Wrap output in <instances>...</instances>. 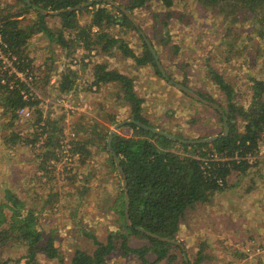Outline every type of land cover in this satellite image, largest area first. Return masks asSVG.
Returning a JSON list of instances; mask_svg holds the SVG:
<instances>
[{"label":"trees","instance_id":"trees-1","mask_svg":"<svg viewBox=\"0 0 264 264\" xmlns=\"http://www.w3.org/2000/svg\"><path fill=\"white\" fill-rule=\"evenodd\" d=\"M85 1L87 0H31L32 3L47 11L74 7ZM185 1L120 0V3L132 14L136 9H145L153 4H159L163 9L162 19L165 22L172 16V7L175 5L178 7ZM190 1L217 12L219 20L224 21V34L220 39V43L225 46L223 52H229L237 45H244L242 49L244 53L254 54L256 59L260 60V77L250 78L247 84L248 98L246 101L239 102L237 97L240 90L236 89V85L231 80L226 79L222 71L213 66L212 61L209 60L208 51H205L206 48L202 46L201 51L205 56L200 66L203 77L213 87L214 94H212L204 87L193 84L190 72L186 69L187 65H180L176 61L169 65L168 59H164L161 55L162 45L151 38L150 41L169 78H174L203 98L219 104L226 116L229 130L225 136H220L208 143L190 144L178 139L193 140L212 133L195 137L185 134L179 124H175L174 130H165L152 123L142 112L144 100L135 92L133 79L116 69H110L100 61L93 62L91 80L84 89L91 90L94 86L95 92H99L102 87H106L110 91L107 98L113 99L114 102L126 103L124 106L129 110L127 118L167 131L176 137L171 139L157 135L134 123H126L120 127L129 132L128 135L113 133L110 145L119 157L125 175L127 210L131 226L126 224L124 190L119 182L112 154L107 150V136L110 126L118 120L116 116L113 113L104 116L101 112L95 113V116L82 114L80 120L73 123L74 135L67 140L63 127L60 126L63 117L46 116L42 109L37 108L34 110L36 117L31 123V132L23 137L21 131L15 127L19 122L28 121L29 118L20 116L18 110L25 106L39 107L41 100L31 96L27 99L23 98L22 91L30 92L26 83L18 79L14 83L13 74L0 71V118L4 121L1 126L8 130L7 134L2 133L5 145L11 146L17 142H23L35 147L38 143L39 153L35 156L39 160L36 162V168L44 170L46 174L49 172L46 166L50 165L51 161L59 160L58 155L63 150L64 144L70 145V156L78 154L82 163H85L90 156L105 153L103 162L118 179L119 190L111 206L117 216V226L107 232L105 242L89 234L93 239L94 249L91 252L76 249L67 264H106L108 257L112 254H118L125 258L126 262L137 258L143 264H177L176 251L181 253L180 260L183 261V250L178 245L157 240L137 228L176 240L186 214L213 203L229 187L227 182L232 173L245 174L251 167V164L245 160L236 162L233 159L234 152L239 151L241 155L259 152L260 140L264 137V0ZM13 6L12 11L10 5L0 7L3 38L11 54L15 56L13 65L19 71L28 69L32 72V77H36L33 72L34 58L27 50L32 37L35 34H41L46 39L48 48L59 47L66 51L65 58L68 60L56 82L60 93L73 90L80 77L75 68L77 60L71 56L74 51V49L71 50L73 46L86 49L87 54L82 60L84 58L92 60L96 52L120 55L134 60L138 68H147L163 79L139 33L140 27L136 28L119 7L107 2H99L78 10L43 15L27 6L24 0H16ZM195 12L193 8L192 13ZM29 13L32 18L27 22L18 18ZM83 14L87 16L86 22H81L79 19ZM159 15L154 14V17ZM179 16V18L182 17V15ZM115 27H120L123 33L134 31L140 42L131 45L124 38L112 34V29ZM253 39L256 41H252ZM174 47V51L179 53V48ZM94 49L97 50L95 54H90ZM49 56L45 58V61L49 60L52 65H49L43 73L44 85L56 73L52 67L51 54ZM82 65L88 64L82 63ZM192 103L200 102L192 99ZM203 106L208 112H196L197 109H195L189 114V127L195 129L206 119L207 121L215 119L214 124L221 134L223 131L221 113L210 106ZM102 108L100 106L98 111ZM166 113L170 115L173 111L167 110ZM98 115L105 118L109 125L98 122ZM86 118L90 121L84 123ZM6 194L8 200L12 201V205L3 204L10 210L11 215L8 226L0 228V264L11 262L41 264L39 255H43L47 261L56 260L57 264H65L63 256L54 244L53 234L51 232L47 234L46 230L40 228L39 212L37 213V210L32 207L24 208L22 204L17 205L11 189L7 188ZM10 246H20L23 251L17 258L4 257L2 250ZM148 255L154 256L152 261L148 260ZM125 259L124 264H126ZM194 259L189 263L202 264L210 257L204 254V248H198Z\"/></svg>","mask_w":264,"mask_h":264},{"label":"rangeland","instance_id":"rangeland-1","mask_svg":"<svg viewBox=\"0 0 264 264\" xmlns=\"http://www.w3.org/2000/svg\"><path fill=\"white\" fill-rule=\"evenodd\" d=\"M114 1L121 5L120 0ZM15 4L16 0H0V7L10 5L11 11ZM193 8L196 10L195 13H192ZM154 14L161 15L154 17ZM162 14V7L153 4L149 8L136 9L133 16L140 30L150 40L152 38L162 45L161 55L168 59V64L176 61L180 65H187L186 69L190 72L193 84L204 87L206 91L214 94L213 87L203 77L200 66L205 56L201 51L203 46L206 48L205 51H208L213 66L222 71L226 79L231 80L236 89L240 90L237 100L246 101L247 84L251 77H260L261 63L254 54L247 55L242 51L244 45H237L229 52H223L225 46L220 43V39L224 34V21L219 20L217 12L186 0L180 6L172 7V16L165 22ZM179 15L182 17L179 18ZM18 18L27 22L32 16L29 13ZM79 19L86 22L87 16L83 14ZM112 32L131 45L140 42L134 31L123 33L120 27H115ZM47 46L46 39L41 34H35L27 50L34 58L33 72L34 76L36 75L35 78L32 77L28 88L33 97L39 98L41 102L39 107L37 105L29 107L31 114L25 117L29 118L28 121H21L15 127L21 131L23 137L31 132V123L36 117L34 110L37 108L42 109L46 116L63 117L60 126L63 127L67 140L74 135L73 123L80 120L82 114L95 116V113L101 112L105 116L113 113L118 119L117 122L129 119L127 118L129 110L124 106L126 103L114 102L113 99L107 98L110 91L106 87H102L99 92H95L94 86L91 90L84 89L91 80V66L97 61L133 79L135 92L144 100L142 112L152 123L165 130H174L175 124H179L185 134L195 137L206 133L219 134L220 130L214 124L215 119L213 121L206 119L195 129L189 127V114L195 109L196 112H208L204 104L192 103L190 97L185 96L151 70L138 68L134 60L120 55L97 53L94 49L92 53L90 52V54L96 52L92 60L88 58L82 60L87 54L86 49L73 46L70 48L74 49L71 56L77 60L75 68L80 77L73 90L60 93L56 82L68 60L65 58L66 51L59 47L51 49ZM174 46L179 48V53L174 51ZM49 54L56 73L53 75L55 78H52L54 81L51 83L50 78L44 85L43 73L52 65L49 60L45 61V58L50 57ZM82 63L88 65L83 66ZM219 99L222 100L220 97ZM100 106L103 108L98 111ZM167 110L173 113L167 115ZM2 119L0 118V228L8 226L10 221L11 212L3 206L12 205L6 194V189L9 188L17 200V205L22 204L24 208L32 207L39 212V226L46 230L47 234L50 232L53 234L54 244L63 256L65 264L69 262L76 249L88 252L94 249L93 239L89 234L105 242L107 232L117 226V216L111 206L120 182V179L118 182L115 177L116 174L103 162L106 154L90 156L82 163L78 154L70 156L69 147L67 152L61 151L58 155L59 160L51 161L50 165L46 166L49 170L46 174L44 170L36 168V162L39 160L35 156L39 153L38 143L35 147L23 142L11 146L4 144L2 133L7 134L8 130L1 126L4 122ZM97 120L109 125L105 118L99 115ZM89 121L86 118L84 123ZM115 132L122 135L130 134L120 127ZM263 139L264 137L260 140L259 151L264 150ZM254 177L256 180L254 184L246 180L245 176L243 179L241 177L234 181L235 185L223 192L220 201L215 199L210 205L186 214L176 240L182 243L188 263L195 260L198 248H204V254L210 259L204 260L202 264H264V252L256 254L254 249L252 251L256 244L264 247L261 244L264 241V173H256ZM22 251L20 246H10L2 250V255L17 258ZM176 254L177 264H185L184 258L183 261L180 260L181 253L176 251ZM38 258L41 264H57L56 260L47 261L43 255H39ZM147 258L152 261L154 256L148 255ZM124 259L118 254H112L106 264H124ZM125 263L143 264L137 258L129 262L125 259Z\"/></svg>","mask_w":264,"mask_h":264},{"label":"water","instance_id":"water-1","mask_svg":"<svg viewBox=\"0 0 264 264\" xmlns=\"http://www.w3.org/2000/svg\"><path fill=\"white\" fill-rule=\"evenodd\" d=\"M24 1L27 4V6L31 7L32 9L38 11L39 13H41L43 15H56V14H59L61 12H65V11L78 10L81 7L90 6L93 3L107 2L108 4H112V5L116 6V7H119L123 11V13L129 18V20L133 23V25L136 28L139 29V25H138L137 21L135 20L133 14L128 9H126L124 6H121L119 3H117L114 0H87V1H85L83 3H81V4H78V5L74 6V7H67L65 9H59V10H56V11L44 10L43 8H41V7L37 6V5H35L34 3H32L31 0H24ZM139 33H140L144 43L146 44L149 52L153 56V59L155 61V64H156V67H157L159 73L161 74V76L163 77V79L166 82H168L170 85L176 87L182 93H184L188 97L194 99L195 101L200 102V103H202L204 105L210 106L211 108H214V109L218 110L221 113L222 120H223V131L221 132V134H215V135L207 136V137H204V138H197V139H193V140H185V139H178V140H180L182 142H187V143H190V144H194V143H208V142H212L213 140L217 139L220 136H225L228 133L229 127H228L226 116H225L223 110L221 109L220 105L215 103V102H212V101H209V100L203 98L198 93H196L193 89L187 87L184 84H181L180 82H177V81L169 78V76L165 72V69H164V67H163V65H162V63H161V61H160V59H159V57H158V55L156 53L155 48L152 45L150 39L140 29H139ZM126 123H134L135 125L143 128V129L149 130V131H151V132H153V133H155L157 135H163V136L171 138V139H176V137L173 134H171V133H169L167 131H164V130L149 126L147 124H144V123H142V122H140L138 120L132 119V118L116 122L113 125V127L109 130V133H108V136H107V150H109V152L112 154L113 161H114V164H115V167H116V170H117V174H118V177L120 179V183L122 185V188L124 190L126 224L128 226H131V223H130V220H129V216H128V210H127V207H128V196H127V190L125 188V186H126L125 175H124L122 167L120 165L119 157L114 153V151H113V149H112V147L110 145V141H111V137H112L113 133L119 127H121L123 124H126ZM137 230H139L141 232H144L146 235H148L150 237H153V238H155L157 240L165 241V242H168V243H171V244L178 245L182 250H184L182 243L180 241H178V240L169 239V238H165V237H162V236H158V235H156L154 233H151L149 231H146V230H144V229H142L140 227H138ZM183 258H184L186 264H190V263H188V259H187V257L185 256L184 253H183Z\"/></svg>","mask_w":264,"mask_h":264},{"label":"built area","instance_id":"built-area-1","mask_svg":"<svg viewBox=\"0 0 264 264\" xmlns=\"http://www.w3.org/2000/svg\"><path fill=\"white\" fill-rule=\"evenodd\" d=\"M2 21L3 20L0 16V71L7 72L8 74H13L14 83H15V80L18 79V80L24 81L28 87V84L30 85L32 81V72L29 71L28 69L24 71H19L13 65L15 56L11 54L9 47L3 38V33H2L3 32V29H2L3 22ZM93 30H96V29L93 28ZM52 78H55V76L51 77V83L54 81V79ZM21 93H22L23 98L25 99H27L30 96L33 97L32 92L22 91ZM60 99L63 100L62 98ZM18 114L23 117H29L31 114V109L28 106L22 107L18 110ZM69 147L70 145L68 143L64 144L62 146L63 152H67V149ZM233 159H235L236 162L245 160L248 162V164H251V165L255 163H262V162L264 163V150H261L255 154L248 152V153H244L243 155H241L239 151H235L233 155ZM253 249L256 254H260L264 252V247L259 246V244L255 245L252 248V251Z\"/></svg>","mask_w":264,"mask_h":264},{"label":"crops","instance_id":"crops-1","mask_svg":"<svg viewBox=\"0 0 264 264\" xmlns=\"http://www.w3.org/2000/svg\"><path fill=\"white\" fill-rule=\"evenodd\" d=\"M262 163L252 164L251 167L248 169V171L245 174L244 173H234V175H232L231 177L228 178V182H227V184L229 185L228 188H231L232 185H235L234 181H236V180L238 181V179H241V177L243 179V176H245L246 180H250L251 183L254 184L256 182L254 174L260 173V172L264 173V163L263 164ZM228 188H226V190ZM223 192L216 199H219V201H220L221 200L220 196L223 194ZM261 244H264V241Z\"/></svg>","mask_w":264,"mask_h":264}]
</instances>
